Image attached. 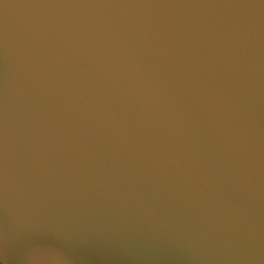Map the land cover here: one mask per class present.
<instances>
[{
    "label": "water",
    "instance_id": "1",
    "mask_svg": "<svg viewBox=\"0 0 264 264\" xmlns=\"http://www.w3.org/2000/svg\"><path fill=\"white\" fill-rule=\"evenodd\" d=\"M0 264H264V0H0Z\"/></svg>",
    "mask_w": 264,
    "mask_h": 264
}]
</instances>
